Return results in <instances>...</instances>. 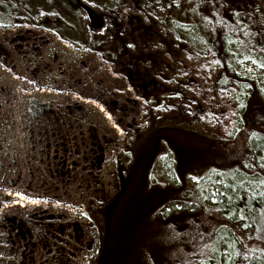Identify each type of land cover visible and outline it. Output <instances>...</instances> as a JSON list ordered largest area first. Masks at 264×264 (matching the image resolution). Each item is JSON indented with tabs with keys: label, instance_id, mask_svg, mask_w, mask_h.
Segmentation results:
<instances>
[{
	"label": "rangeland",
	"instance_id": "1",
	"mask_svg": "<svg viewBox=\"0 0 264 264\" xmlns=\"http://www.w3.org/2000/svg\"><path fill=\"white\" fill-rule=\"evenodd\" d=\"M116 2L79 0L81 20L88 25L89 11L121 19L132 52L146 60L131 69L109 40L106 52L94 51L46 29L41 8L32 22L22 7L12 27L0 26V264H98L119 177L137 194L147 183H181L156 137L141 151L158 126L174 139L195 130L220 139L207 141L213 151L239 142L231 139L236 90L218 83L196 1ZM237 67L262 75L245 59ZM154 94L163 101L150 105L144 96ZM208 170L186 174L192 199L216 200L210 181L219 184L220 175ZM132 193L123 195L113 224Z\"/></svg>",
	"mask_w": 264,
	"mask_h": 264
},
{
	"label": "trees",
	"instance_id": "2",
	"mask_svg": "<svg viewBox=\"0 0 264 264\" xmlns=\"http://www.w3.org/2000/svg\"><path fill=\"white\" fill-rule=\"evenodd\" d=\"M116 1L100 0V5L112 7ZM195 1L207 47L220 67L218 83L236 90L238 114L231 139L239 142L232 151H213L207 143L220 139L197 130L174 139L162 133L166 126H158L141 151L156 137L181 183H147L137 194L130 190V180L119 177L118 191L106 206L98 264H264V0ZM78 2L0 0V26L12 27L14 18L24 16L22 7L32 22L41 8L47 15L42 24L62 39L101 52L109 40L114 52L125 56L127 68L146 62L132 52L121 19L89 11L85 26ZM243 59L260 68L261 77L239 71L237 62ZM144 98L150 105L163 101L162 94ZM193 169L220 175L219 184L210 181L218 191L215 201L190 197L195 192L186 174ZM130 192L134 195L115 225L116 209Z\"/></svg>",
	"mask_w": 264,
	"mask_h": 264
},
{
	"label": "bare ground",
	"instance_id": "3",
	"mask_svg": "<svg viewBox=\"0 0 264 264\" xmlns=\"http://www.w3.org/2000/svg\"><path fill=\"white\" fill-rule=\"evenodd\" d=\"M14 196L21 197L17 192L14 194ZM15 203H17V202H15ZM31 203L34 204V205H40L38 199H32Z\"/></svg>",
	"mask_w": 264,
	"mask_h": 264
}]
</instances>
